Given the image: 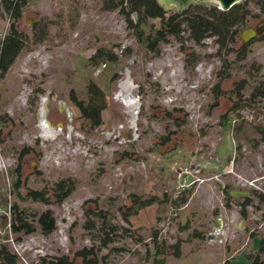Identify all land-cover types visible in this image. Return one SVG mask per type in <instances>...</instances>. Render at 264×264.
Wrapping results in <instances>:
<instances>
[{
	"label": "rangeland",
	"instance_id": "374dc122",
	"mask_svg": "<svg viewBox=\"0 0 264 264\" xmlns=\"http://www.w3.org/2000/svg\"><path fill=\"white\" fill-rule=\"evenodd\" d=\"M249 8L238 33L264 26ZM10 20L0 6V41ZM14 25L25 44L0 79V243L19 264L83 248L117 264H248L264 241V98L249 100L264 82V38L246 43L243 60L237 36L219 50L213 37L195 44L184 33L152 52L102 0H26ZM98 49L116 61L94 64ZM90 82L106 95L95 128L70 103L87 100ZM61 180L73 190L57 203ZM28 190L47 192L48 204ZM136 199L155 202L138 208ZM11 203L50 210L56 229L9 232L2 211ZM216 218L220 233L208 242ZM154 232L164 255L154 254Z\"/></svg>",
	"mask_w": 264,
	"mask_h": 264
},
{
	"label": "trees",
	"instance_id": "16d2710c",
	"mask_svg": "<svg viewBox=\"0 0 264 264\" xmlns=\"http://www.w3.org/2000/svg\"><path fill=\"white\" fill-rule=\"evenodd\" d=\"M251 3L259 9L257 16H263L262 21L264 22V0H245L233 5L228 10H220L216 3L207 5L202 2H193L179 12L175 9L172 11L165 10L156 0H102L104 9H117L125 16L129 27L134 30L137 38L142 40L146 48L152 52L157 51L159 45L167 42L170 37L181 38L184 33H187L189 40H192L195 44H199L207 37H213L219 50L223 48L228 49V45L234 42L236 36L238 37V30L246 23L247 18L250 16L251 10L249 5ZM25 4L26 0H0V6L8 13L9 19H12L8 32L0 41V79L4 77L24 47L25 36L23 33L17 31L14 21L20 17L21 10ZM132 15L135 16L134 22L130 19ZM145 26H147L146 33H144ZM255 29L257 30L258 40H262L264 38V26L256 27ZM247 44L243 43V52L239 56V60H243L246 57ZM90 60L97 65L98 63L115 62L116 56L103 49H98L90 57ZM224 76L220 77L224 78ZM244 82L235 85L237 91L246 86ZM258 97L264 98V82H260L256 87L252 88L249 100L253 101ZM70 103L78 111L79 118L88 123L91 128L102 124V113L106 109V95L95 83L90 82L87 85V100L85 102L78 100L72 95ZM5 124L6 118L0 116V130ZM256 129L260 134L261 140L264 142V123L257 126ZM23 156L24 153H21L19 159L21 160ZM20 166V163H18L15 169L17 173L15 186L19 185L21 179ZM72 190V183L70 184L64 180L56 183L52 190L55 202L59 203L63 201ZM47 194L44 190H28L26 197L33 201L48 204L49 198ZM259 199L264 204V196L259 195ZM136 202L138 203V208H141L150 206L155 200L136 199ZM248 202L249 200L246 199L244 204ZM10 210L9 226L10 231L13 233L30 234L37 227L42 235L48 236L56 229L55 219L50 210L29 214L15 203L10 204ZM3 220L4 224H6L7 219L3 217ZM156 238L157 233L154 232L152 238L154 242V254H166L165 249H160ZM169 247L173 249L172 255L175 258H179L181 255L180 242H176ZM75 258H80L81 262L77 263ZM246 259L248 264H264V241L262 239L260 240L258 249L249 251L246 254ZM160 260L157 262L163 264L162 259ZM0 264H19L17 255L11 252L5 244H0ZM39 264L117 263L106 259L105 256H100L99 251H94L93 248H83L75 252L73 259L67 255L42 257Z\"/></svg>",
	"mask_w": 264,
	"mask_h": 264
},
{
	"label": "water",
	"instance_id": "95a60500",
	"mask_svg": "<svg viewBox=\"0 0 264 264\" xmlns=\"http://www.w3.org/2000/svg\"><path fill=\"white\" fill-rule=\"evenodd\" d=\"M157 3L162 6L167 11H172L175 9L177 12L186 8L189 4L193 2H214L218 5L220 10H228L233 5L240 2V0H156ZM257 37V30L253 27H248L243 29L239 34L238 38L242 41V43H247ZM214 231L209 233L206 237V241L209 242V238L211 240L217 239V235L220 233L221 223L219 219L216 218L214 220Z\"/></svg>",
	"mask_w": 264,
	"mask_h": 264
},
{
	"label": "built area",
	"instance_id": "2783aa9c",
	"mask_svg": "<svg viewBox=\"0 0 264 264\" xmlns=\"http://www.w3.org/2000/svg\"><path fill=\"white\" fill-rule=\"evenodd\" d=\"M3 213V217H5L7 219V226H8V229H9V232L10 231V226H9V219H10V215H11V210H10V204H8L7 208L2 211ZM215 240H211V238H209V242H214ZM2 244V243H0Z\"/></svg>",
	"mask_w": 264,
	"mask_h": 264
},
{
	"label": "flooded vegetation",
	"instance_id": "af4514ba",
	"mask_svg": "<svg viewBox=\"0 0 264 264\" xmlns=\"http://www.w3.org/2000/svg\"><path fill=\"white\" fill-rule=\"evenodd\" d=\"M36 18H32L31 21L29 22V25H32L36 22ZM12 22V19L10 20ZM9 27H10V23H9V26L7 27L6 31L4 32L3 36L8 32L9 30Z\"/></svg>",
	"mask_w": 264,
	"mask_h": 264
}]
</instances>
